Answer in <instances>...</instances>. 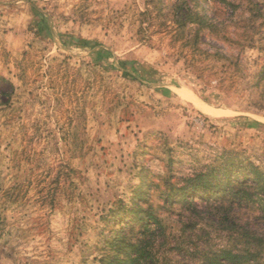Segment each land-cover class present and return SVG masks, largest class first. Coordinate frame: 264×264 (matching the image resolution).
Segmentation results:
<instances>
[{
	"label": "rangeland",
	"instance_id": "obj_1",
	"mask_svg": "<svg viewBox=\"0 0 264 264\" xmlns=\"http://www.w3.org/2000/svg\"><path fill=\"white\" fill-rule=\"evenodd\" d=\"M174 2L0 0V264H102L115 229L139 237L134 206L167 226L164 264L239 244L213 203L187 208L169 191L230 153L264 172V0L201 4L209 29H177ZM57 34L113 58L95 64ZM116 60L151 80L121 77ZM257 208L234 223L262 233Z\"/></svg>",
	"mask_w": 264,
	"mask_h": 264
},
{
	"label": "trees",
	"instance_id": "obj_2",
	"mask_svg": "<svg viewBox=\"0 0 264 264\" xmlns=\"http://www.w3.org/2000/svg\"><path fill=\"white\" fill-rule=\"evenodd\" d=\"M208 1L210 0H176L170 16L171 24L177 29L195 24L209 29L212 22L197 11L201 4ZM148 12L146 10L140 16H147L149 19ZM39 16H42V20L38 22V32L43 34L45 18L43 15ZM57 37L63 47L89 48L95 64H99L102 59L113 58L97 42L77 39L67 34H57ZM109 68L125 79L139 82L151 80V71L137 62L116 60V65L111 64ZM261 69L264 72V66ZM1 80L5 81L2 78ZM218 159L220 162L206 165L185 176L183 186L171 188L169 192H175L177 200H181L182 205L187 208L196 209L199 204L197 200L203 204L213 203V209L217 211L212 215L213 223L219 224L238 240L239 244L233 247H221L204 253L201 264H264L261 260L264 252V231L259 233L248 228L249 223H234L232 217V213L235 215L238 209L258 207L257 210L261 211L259 217L264 222V172L252 160L237 153H230L227 157L223 155ZM171 195L166 196V201H170ZM129 213L130 222L142 225L139 237L133 242L117 235L118 231L115 229L113 233L116 236L106 243L113 254H104L102 264H164L157 254L167 247V236L170 235L167 226L150 209L142 210L140 206H134ZM229 221L233 223L230 227L226 226Z\"/></svg>",
	"mask_w": 264,
	"mask_h": 264
}]
</instances>
